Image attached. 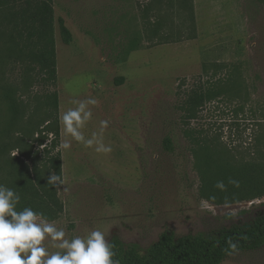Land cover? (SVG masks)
Here are the masks:
<instances>
[{
  "label": "rangeland",
  "instance_id": "obj_1",
  "mask_svg": "<svg viewBox=\"0 0 264 264\" xmlns=\"http://www.w3.org/2000/svg\"><path fill=\"white\" fill-rule=\"evenodd\" d=\"M53 5L54 82L20 56L22 27L11 21V7H0V183L10 187L16 167L33 172L34 164L48 177L44 149L55 136L45 133L43 144L34 138L46 125L48 96L57 91L59 117L73 100L99 101L89 105L93 116L81 131L90 138L108 121L103 142L112 147L100 154L73 140L70 150L60 148L66 137L59 120L52 154L61 153L65 183L52 187L50 211L33 209L69 238L100 228L108 242L117 235L145 248L165 230L185 235L229 226L248 216L240 211L253 214L264 204V196L239 200L227 186L221 191L202 178L244 167L264 173V0ZM60 17L71 31L69 44ZM132 40L136 48L128 52ZM199 93L208 96L192 101ZM25 147L39 151L35 162L22 156ZM221 264H264V246L232 253Z\"/></svg>",
  "mask_w": 264,
  "mask_h": 264
},
{
  "label": "trees",
  "instance_id": "obj_2",
  "mask_svg": "<svg viewBox=\"0 0 264 264\" xmlns=\"http://www.w3.org/2000/svg\"><path fill=\"white\" fill-rule=\"evenodd\" d=\"M4 6L12 8V11L9 12L11 21L16 26L22 27L19 32L21 37L20 56L24 53L30 62L35 63L40 70L45 72L47 79L52 82L56 81L57 60L53 0H0V7ZM58 21L63 40L69 44L72 41L71 31L62 17ZM136 44V41L132 40L128 52L134 50ZM119 79L124 80L125 77L121 76ZM207 96V94L199 93L192 98V101L202 102ZM47 105L49 111L47 112L46 125L40 130L39 136L34 139L43 144L47 140L45 133H53L55 138L51 143L45 145L46 159L43 162V167L48 176L52 171L62 176L61 153L57 151L56 154H52L61 134L57 91L48 96ZM163 144L166 150L174 151L172 137L166 136ZM21 153L22 156L35 162L38 159L39 151H33L32 147H25ZM37 167L34 164L33 172L28 166L26 169L22 166L16 167V174L11 179L10 188L21 195V203L18 208L38 206L39 210L50 211L51 208L46 201L54 199L52 186L47 184V178L44 179L40 176ZM220 170H222L221 167L218 171ZM229 172V174L221 173L217 176L202 175L203 184L217 183L222 180L232 193L238 194L239 200L264 196L262 169L255 167L250 172L248 168L244 167L242 170H229ZM229 179L238 180L239 187L230 184ZM44 214L46 215V213ZM240 214H248V216L229 226L216 229L185 235H176L171 230H165L157 241L145 248L137 243H127L117 235H114L109 243L114 246L113 250L116 252L114 259L118 260L119 264H221L232 253L254 250L264 246V204L254 210L253 214L249 210L240 211ZM229 240L237 244L236 251L232 252L229 249Z\"/></svg>",
  "mask_w": 264,
  "mask_h": 264
},
{
  "label": "clouds",
  "instance_id": "obj_3",
  "mask_svg": "<svg viewBox=\"0 0 264 264\" xmlns=\"http://www.w3.org/2000/svg\"><path fill=\"white\" fill-rule=\"evenodd\" d=\"M72 103L75 106L59 117L66 137L60 148L70 150L74 140L85 148H94L97 153H110L111 145L103 142L108 121L101 120L100 131L94 132L90 138L81 131L93 116L89 105L96 106L99 101L90 97ZM228 182L239 187L238 180L229 179ZM64 183L62 176L55 172H50L47 177V184L53 188ZM215 187L221 191L226 189L222 180L217 181ZM20 203L21 195L0 183V264H119L114 259V246L106 240L105 232L100 228L69 238L65 229L57 227L56 222L50 221L43 212L30 206L18 210ZM228 244L232 252L237 250L236 243L229 240Z\"/></svg>",
  "mask_w": 264,
  "mask_h": 264
}]
</instances>
